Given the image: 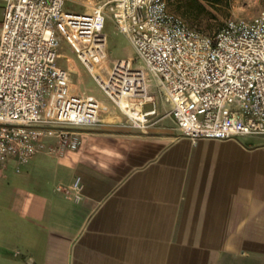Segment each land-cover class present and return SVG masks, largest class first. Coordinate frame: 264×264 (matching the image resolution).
Returning a JSON list of instances; mask_svg holds the SVG:
<instances>
[{
    "label": "crops",
    "instance_id": "obj_1",
    "mask_svg": "<svg viewBox=\"0 0 264 264\" xmlns=\"http://www.w3.org/2000/svg\"><path fill=\"white\" fill-rule=\"evenodd\" d=\"M157 105L151 129L110 109L114 123L77 127L76 150L8 163L0 264H264V136L192 140ZM76 175L79 202L55 189Z\"/></svg>",
    "mask_w": 264,
    "mask_h": 264
},
{
    "label": "built area",
    "instance_id": "obj_2",
    "mask_svg": "<svg viewBox=\"0 0 264 264\" xmlns=\"http://www.w3.org/2000/svg\"><path fill=\"white\" fill-rule=\"evenodd\" d=\"M74 3L83 5L82 0H2L0 176L8 163L17 172L39 150L57 155L76 150L77 127L101 123L99 101L69 90L70 73L56 62L60 38L125 115L126 126H147L158 96L169 106L165 114L178 135L264 136V6L205 33L170 10L168 0H104L81 12ZM106 14L142 66L108 60ZM147 75L154 79L153 91ZM121 99L141 118L130 116ZM55 189L79 202L83 184L76 175Z\"/></svg>",
    "mask_w": 264,
    "mask_h": 264
},
{
    "label": "rangeland",
    "instance_id": "obj_3",
    "mask_svg": "<svg viewBox=\"0 0 264 264\" xmlns=\"http://www.w3.org/2000/svg\"><path fill=\"white\" fill-rule=\"evenodd\" d=\"M200 1L204 3L205 7H198L197 3L193 0H168V7L173 12L179 14L187 24L195 26L202 32L212 33L226 19L251 16L256 14L264 6V0H222L216 5L207 1ZM103 2L104 0H93L91 3L88 0H82L83 5L81 3H74V8L79 12L83 11L84 8L91 10L94 5L97 6ZM68 4L73 5L72 3ZM103 33L106 37V53L110 62L118 59H129L131 60L132 66H142L138 60L134 59L132 45L123 33L116 30L109 14L105 15ZM56 62L59 66L69 71L71 76L69 90L71 92L90 94L99 101L101 105L99 117H102V114H107V121L114 123L113 119L117 114L120 116V121L117 123L121 127L135 130H148L159 125L160 108L157 109L155 114L149 117L147 121L148 125L145 127H130L124 125L126 120L125 115L113 105L63 38L59 39ZM146 78L150 89L153 91L154 79L149 75ZM155 98L159 100L158 96ZM110 109H113L116 114L112 111L109 112ZM254 140L259 141L261 139L256 137Z\"/></svg>",
    "mask_w": 264,
    "mask_h": 264
},
{
    "label": "bare ground",
    "instance_id": "obj_4",
    "mask_svg": "<svg viewBox=\"0 0 264 264\" xmlns=\"http://www.w3.org/2000/svg\"><path fill=\"white\" fill-rule=\"evenodd\" d=\"M90 3L93 2V0H88ZM119 104L121 107H123L130 116H133L135 118H141V115L138 113V112H135V111H132L130 109H127V105H126V102L124 100H119Z\"/></svg>",
    "mask_w": 264,
    "mask_h": 264
},
{
    "label": "trees",
    "instance_id": "obj_5",
    "mask_svg": "<svg viewBox=\"0 0 264 264\" xmlns=\"http://www.w3.org/2000/svg\"><path fill=\"white\" fill-rule=\"evenodd\" d=\"M189 1H191V0H189ZM193 1H195L197 3L198 7H205V5H204V3H202V1H200V0H193ZM203 1H207L213 5H216L219 2H221L222 0H203Z\"/></svg>",
    "mask_w": 264,
    "mask_h": 264
}]
</instances>
